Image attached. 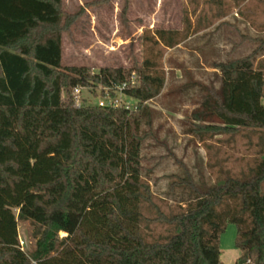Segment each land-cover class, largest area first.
<instances>
[{
  "label": "trees",
  "instance_id": "trees-1",
  "mask_svg": "<svg viewBox=\"0 0 264 264\" xmlns=\"http://www.w3.org/2000/svg\"><path fill=\"white\" fill-rule=\"evenodd\" d=\"M71 22L61 0H0V264H222L219 237L228 224L241 253L235 264H264V76L255 67L264 39L254 41L252 54L212 65L217 88H181L198 94L184 117L185 135L203 142L249 130L262 157L247 174L220 171L212 184L202 175L196 182L179 163L168 195L185 208L165 216L141 164L144 145L156 138L148 104L164 90L165 75L150 60L94 74L62 68L61 38ZM154 39L172 49L185 38L156 31ZM132 75L136 85L123 94L136 110L99 107L86 97L75 105L76 87L99 98V87L113 89ZM145 204L171 233L146 240ZM18 221L31 224L29 251L19 245Z\"/></svg>",
  "mask_w": 264,
  "mask_h": 264
},
{
  "label": "rangeland",
  "instance_id": "rangeland-1",
  "mask_svg": "<svg viewBox=\"0 0 264 264\" xmlns=\"http://www.w3.org/2000/svg\"><path fill=\"white\" fill-rule=\"evenodd\" d=\"M61 12L72 21L62 33V68H85L94 74L100 69H137L150 60L165 75L164 90L148 104L155 112L156 138L141 152L146 170L143 179L163 215L185 208L168 195L169 184L181 175L179 163L196 182L202 175L212 184L221 179L220 171L233 177L247 174L262 157L257 134L249 130L203 142L185 135L184 117L197 107L198 94L197 87L187 92L181 88L188 82L217 88L219 74L211 68L214 63L246 57L257 49L254 41L264 39V0H61ZM156 31L178 32L185 39L166 49L151 42ZM255 67L264 76V50L256 57ZM81 96L92 103L98 101L86 89ZM261 189L264 192V182ZM15 214L19 216L18 211ZM141 214L140 230L147 241L172 232L171 226L154 221L156 209L145 204ZM17 226L20 247L31 250L30 222L18 221ZM235 238V226L226 225L219 237L222 264H235L239 258Z\"/></svg>",
  "mask_w": 264,
  "mask_h": 264
},
{
  "label": "built area",
  "instance_id": "built-area-1",
  "mask_svg": "<svg viewBox=\"0 0 264 264\" xmlns=\"http://www.w3.org/2000/svg\"><path fill=\"white\" fill-rule=\"evenodd\" d=\"M136 85V79L132 75L129 81L122 83L120 86H115L113 89H102L99 87L97 92L103 91V97H99L98 101L96 102L97 106L99 107H113V108H124L128 110H136L137 102L134 101L132 98H129L123 94L124 90L130 89ZM82 88L76 87L73 92V98L75 101V105L78 107L83 97L81 96ZM91 88L86 89V94L90 96ZM111 94L115 95L111 97ZM249 263V262H248Z\"/></svg>",
  "mask_w": 264,
  "mask_h": 264
}]
</instances>
